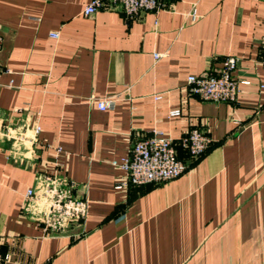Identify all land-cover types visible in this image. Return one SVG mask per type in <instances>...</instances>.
<instances>
[{
    "label": "crops",
    "instance_id": "obj_1",
    "mask_svg": "<svg viewBox=\"0 0 264 264\" xmlns=\"http://www.w3.org/2000/svg\"><path fill=\"white\" fill-rule=\"evenodd\" d=\"M91 1L0 0V257L263 264L264 0H163L137 20L118 8L84 16ZM228 57L248 82L236 103L189 94L188 77L215 74ZM99 99L115 109L99 111ZM36 124L38 142L26 143ZM194 127L212 143L197 160L177 147L182 176L125 183L118 165L139 135L160 131L178 146ZM43 175L55 178L47 195ZM51 200L62 203L59 223Z\"/></svg>",
    "mask_w": 264,
    "mask_h": 264
},
{
    "label": "built area",
    "instance_id": "obj_2",
    "mask_svg": "<svg viewBox=\"0 0 264 264\" xmlns=\"http://www.w3.org/2000/svg\"><path fill=\"white\" fill-rule=\"evenodd\" d=\"M259 1V0H253ZM163 7V0H92L83 10L84 16H90L96 12L105 9H120L127 20L140 19L144 13L158 12ZM193 19L196 18L192 14ZM51 38L57 39L58 33L51 35ZM2 47V37L0 35V50ZM161 55L155 54L157 60ZM262 68L264 72V57L262 59ZM237 60L232 57L226 58L221 69L215 73H205L200 76H190L186 84L189 94L196 96L203 102L212 104H234L237 102L240 93V85L248 84L245 81H238L235 77ZM8 71L0 64V75ZM264 88V86H261ZM161 96H155L154 100H160ZM99 111H108L115 109V101L108 99H99L94 101ZM179 110L169 112L170 117L179 116ZM41 128L38 124L33 126L26 137L22 140L29 144L38 142V136ZM7 136L8 130L6 132ZM210 137L199 128L190 129L180 140L178 146L167 135L160 131H155L151 135H139L131 145L127 157L118 165L124 172L126 184L135 187L161 184L182 176L187 164L178 158L177 147H179L191 160L201 158L211 146ZM61 149L58 148L57 152ZM116 165L117 163H113ZM39 182L43 184L45 195L49 193L51 185L54 184L53 176L43 175ZM122 185H118L120 189ZM34 191L28 190L26 198L33 199ZM53 197V196H52ZM51 218L59 223L58 217L63 212L62 203L51 200L49 203ZM83 212H81L82 214ZM7 257H0V264H5Z\"/></svg>",
    "mask_w": 264,
    "mask_h": 264
},
{
    "label": "trees",
    "instance_id": "obj_3",
    "mask_svg": "<svg viewBox=\"0 0 264 264\" xmlns=\"http://www.w3.org/2000/svg\"><path fill=\"white\" fill-rule=\"evenodd\" d=\"M178 158H180V157H179V152H178Z\"/></svg>",
    "mask_w": 264,
    "mask_h": 264
},
{
    "label": "water",
    "instance_id": "obj_4",
    "mask_svg": "<svg viewBox=\"0 0 264 264\" xmlns=\"http://www.w3.org/2000/svg\"><path fill=\"white\" fill-rule=\"evenodd\" d=\"M264 264V263H263Z\"/></svg>",
    "mask_w": 264,
    "mask_h": 264
}]
</instances>
